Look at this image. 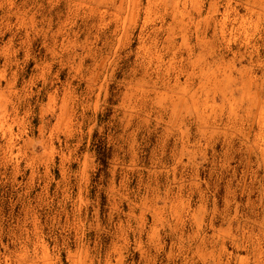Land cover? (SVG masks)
Returning <instances> with one entry per match:
<instances>
[{"label":"rangeland","instance_id":"rangeland-1","mask_svg":"<svg viewBox=\"0 0 264 264\" xmlns=\"http://www.w3.org/2000/svg\"><path fill=\"white\" fill-rule=\"evenodd\" d=\"M0 264H264V0H0Z\"/></svg>","mask_w":264,"mask_h":264}]
</instances>
